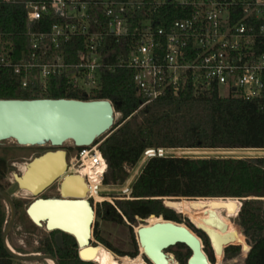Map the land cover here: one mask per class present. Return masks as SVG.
Instances as JSON below:
<instances>
[{
  "label": "trees",
  "instance_id": "obj_1",
  "mask_svg": "<svg viewBox=\"0 0 264 264\" xmlns=\"http://www.w3.org/2000/svg\"><path fill=\"white\" fill-rule=\"evenodd\" d=\"M27 1L47 0H0V35L11 42L17 60L22 52H26L24 2ZM46 29L43 28L44 31ZM62 48L68 56L75 50L71 43L64 44ZM126 51L122 42L103 49L106 64L112 67L118 55ZM111 67L103 71L102 89L93 98L78 96L60 78L50 81L44 96H28L9 70L0 69V99L111 101L115 113L121 115L120 121L95 142L107 165L103 178V185L106 186L122 184L128 175L126 169L133 168L147 149L222 150L242 155L264 152V96L245 100L220 98L216 91L201 96H193L187 91L178 97L167 95L139 108L142 101L133 86L132 72ZM139 162L143 164L142 160ZM132 198L117 202L116 208L121 214L107 202L99 204L95 217L117 223H124L123 218L132 222L137 217L146 220L150 226L163 223V219L181 224L180 215L175 214L173 209L187 216L198 228H204L209 223L207 221L217 215L237 218L235 228L241 242L235 243L234 238L229 239L225 248L239 245L241 251L239 246L226 248V264H264L263 157L155 156L147 160L135 180ZM163 198H166L165 202L171 209L164 206ZM185 198H228L230 207L186 210L182 205ZM30 225L37 228L34 224ZM92 231L98 242L118 256L135 258L138 255L133 236V251L125 254L100 238L97 223ZM57 235L61 236L60 244ZM2 237L3 233H0V264H21L5 250ZM175 247L186 249L185 254L176 253V259L179 264H187L190 251L183 245ZM37 252L55 258L58 264H95L81 260L74 238L58 231L50 232V238L41 244Z\"/></svg>",
  "mask_w": 264,
  "mask_h": 264
},
{
  "label": "built area",
  "instance_id": "obj_2",
  "mask_svg": "<svg viewBox=\"0 0 264 264\" xmlns=\"http://www.w3.org/2000/svg\"><path fill=\"white\" fill-rule=\"evenodd\" d=\"M24 7L26 52L15 59L11 42L0 35V69L37 96L59 78L78 96H97L103 71L111 67L103 49L121 42L127 51L111 68L132 72L139 108L187 91L245 100L264 96V0H47ZM70 43L75 50L68 56L62 47ZM73 148L70 167L101 168L94 184L85 177V199L94 202L93 195L108 187L106 162L98 144ZM166 151L145 150L143 164L126 169L114 200H132V186L147 160Z\"/></svg>",
  "mask_w": 264,
  "mask_h": 264
},
{
  "label": "water",
  "instance_id": "obj_3",
  "mask_svg": "<svg viewBox=\"0 0 264 264\" xmlns=\"http://www.w3.org/2000/svg\"><path fill=\"white\" fill-rule=\"evenodd\" d=\"M114 115L112 102L103 99H0V142L14 140L23 146L48 144L51 148L71 142L76 148L89 147L114 126ZM66 169V153L56 150L35 159L15 179L22 190L38 196L51 184L59 181ZM83 184L78 175L65 176L59 186L60 198L38 199L29 205L27 213L37 228L49 233L58 231L72 236L80 259L92 262L91 259L82 257V253L90 249L95 220L93 205L80 195ZM163 204L170 208L165 202ZM207 222L213 224V219ZM185 226L164 219L163 223L140 227L135 232L138 249H142L143 257L150 264H168L166 251L183 245L190 251L187 264H209L202 240ZM196 229L205 234L220 251L222 239L218 234L204 228ZM2 239L5 250L19 261L51 260L58 264L55 258L39 253L15 254L7 247L6 234H3ZM56 239L60 244L61 236L57 235Z\"/></svg>",
  "mask_w": 264,
  "mask_h": 264
},
{
  "label": "rangeland",
  "instance_id": "obj_4",
  "mask_svg": "<svg viewBox=\"0 0 264 264\" xmlns=\"http://www.w3.org/2000/svg\"><path fill=\"white\" fill-rule=\"evenodd\" d=\"M24 91L27 93L28 96L33 97L37 95L36 92L31 89H26ZM42 95L44 96V94H41L40 96ZM120 118H121V115L119 113H115L114 115L115 124L120 121ZM73 147L74 146L71 142H66L63 144V146L58 147V148H51L49 147L48 144H45L43 147H34V149L36 151L66 149L70 156L72 155L74 151ZM166 155L167 156H177V157L183 156V157H191V158H201V157H234V158H251V159L260 158V157L264 158V152L262 154L242 155L239 152H233L232 154H229L226 151H222V150H203V149L192 150V151H186V150L172 151L170 150V151H166ZM118 186L119 185L108 186V187L103 188V194L101 196L109 199V201L105 200L103 202H107L111 204L110 201H112L113 204L117 207V202L126 201V200H114V198H119L120 196ZM57 187H58V183L51 190L53 194H55ZM174 199L179 200L180 198H174ZM165 200L166 198H163V203L165 202ZM188 200H193V199H188ZM95 201L103 203L101 199L97 197H95ZM92 205L96 211L97 207L99 206V203H94L92 201ZM171 210L175 214L180 215L181 220H182L181 224L186 225L189 229H191L196 235L200 237V239L203 242L205 254L208 256L211 264H226V259L224 255V248L226 246L225 243L229 239L232 240V238H234L235 243L241 242V236L238 233V230L235 228L237 224V218L228 219V218H225L226 216L217 215L215 216V218H213V224L207 223L205 225L204 228L206 231L214 232L218 234L219 237L222 239V242L220 244V251H219L217 246H215V244H212V242L211 243L209 242L205 234H203L201 231H198L196 229V226L193 225L192 221L189 220L187 216L181 213H178L174 211L173 209ZM123 222L124 223L110 222V221H106L100 218L97 219L95 217L93 227L97 223L100 238L103 241L109 243L116 250H119L125 254H128L129 252L133 251L132 236L134 237L135 242H136L135 232L138 230V228L143 227V226H150L151 224L146 223V220H142L137 217L134 218L132 222H129L126 218H123ZM0 233L6 234V243L9 244L20 255L38 254L37 251L39 247L41 246V244L46 242L50 238L49 232H46L41 228H34L30 224H27V225L2 224L0 225ZM91 245L92 246L102 245L103 247H105L102 243L98 242L93 236L91 240ZM230 246H239V245H230ZM230 246H227L226 248H229ZM239 248L241 251L240 246ZM137 250H138V255L136 257H140L145 264H150L148 261L144 259L142 249L139 252V249L137 246ZM110 252L119 261H122L124 258L134 259L128 255L118 256L112 251ZM186 252L187 251L185 248L172 247L171 249H168L166 251V254L169 256H172L175 262L179 264V262L176 259V253L185 254ZM16 261H19V260L16 259ZM19 262H21V264H47L43 260H26V261L23 260Z\"/></svg>",
  "mask_w": 264,
  "mask_h": 264
},
{
  "label": "flooded vegetation",
  "instance_id": "obj_5",
  "mask_svg": "<svg viewBox=\"0 0 264 264\" xmlns=\"http://www.w3.org/2000/svg\"><path fill=\"white\" fill-rule=\"evenodd\" d=\"M34 147L43 146H23L19 145L14 140H5L0 142V225L33 224L32 217L27 213V208L31 203L38 199L52 200L60 198V181H56L51 184L38 196H34L29 192V196H27L24 194L25 190H22L16 182L15 177L21 176L35 159L40 158L47 152L56 151H36ZM58 150H62L66 153V164L68 167V151L66 149ZM22 168H25V170H22ZM57 183L58 187L55 194H53L51 190ZM90 203L92 204L91 201ZM207 239L209 240L208 237Z\"/></svg>",
  "mask_w": 264,
  "mask_h": 264
},
{
  "label": "bare ground",
  "instance_id": "obj_6",
  "mask_svg": "<svg viewBox=\"0 0 264 264\" xmlns=\"http://www.w3.org/2000/svg\"><path fill=\"white\" fill-rule=\"evenodd\" d=\"M43 145H38V146H44ZM24 166V165H23ZM100 167L99 168H92L89 166L88 163L82 168H76V167H70L68 165L66 172L64 176L59 179L61 182L65 176H70V175H78L80 178V182L84 183L83 184V189L81 190V197H86L87 191H88V185L86 182L85 177H88L89 183L94 184L97 181V176L100 173ZM22 170H25V168H22ZM21 171V170H20ZM27 196H29V193L25 191ZM23 194V195H24ZM100 197L101 201H109L108 198H104L100 195H93V200L95 201V197ZM223 199V198H196L193 200H188V199H182V205L183 208L186 210H193V209H212V208H229L230 207V202L229 200ZM234 201H238L235 199H232ZM98 203V202H96ZM166 203V202H165ZM164 220V219H163ZM7 244V243H6ZM8 249L15 253L18 254L9 244H7ZM90 249L84 251L82 253L83 259H91L92 262L95 264H145L140 257H136L134 259L130 258H124L122 261L117 260L114 255L105 247L102 245L98 246H92L91 244L89 245ZM141 249L139 250V252ZM167 261L168 264H177L175 262L174 258L172 256L167 255ZM47 264H54L53 261L47 260ZM211 264V263H210Z\"/></svg>",
  "mask_w": 264,
  "mask_h": 264
}]
</instances>
